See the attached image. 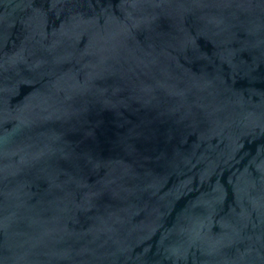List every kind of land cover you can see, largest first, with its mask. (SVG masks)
I'll return each instance as SVG.
<instances>
[{
    "label": "water",
    "instance_id": "95a60500",
    "mask_svg": "<svg viewBox=\"0 0 264 264\" xmlns=\"http://www.w3.org/2000/svg\"><path fill=\"white\" fill-rule=\"evenodd\" d=\"M0 264H264V0H0Z\"/></svg>",
    "mask_w": 264,
    "mask_h": 264
}]
</instances>
